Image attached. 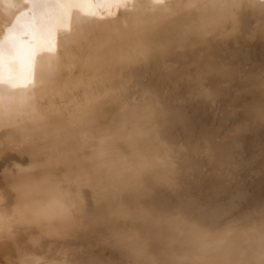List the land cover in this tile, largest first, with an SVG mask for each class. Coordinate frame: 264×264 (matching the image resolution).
Instances as JSON below:
<instances>
[{"label":"bare ground","instance_id":"bare-ground-1","mask_svg":"<svg viewBox=\"0 0 264 264\" xmlns=\"http://www.w3.org/2000/svg\"><path fill=\"white\" fill-rule=\"evenodd\" d=\"M201 4L68 0L53 25L51 49L38 51L24 71L8 55V43L33 5L0 0V124L22 129V137L0 135V189L9 205V180L27 170L32 151L56 158L73 137L97 143L121 110L151 105L159 108L162 139L189 148L180 154L181 190L158 191L156 203L184 200L209 220L264 206V124L252 122L247 108L264 96L245 79L264 76V0H254L253 10L225 6L219 19ZM197 21H203L199 30ZM224 66L231 77L219 74ZM241 124V134L231 135ZM150 132L159 136L158 127ZM196 146L200 155L191 151ZM65 171L61 166L54 174ZM81 192L91 210V190ZM27 242L25 235L0 236V264H18ZM29 254L37 264L121 260L87 231L48 237Z\"/></svg>","mask_w":264,"mask_h":264},{"label":"clouds","instance_id":"clouds-1","mask_svg":"<svg viewBox=\"0 0 264 264\" xmlns=\"http://www.w3.org/2000/svg\"><path fill=\"white\" fill-rule=\"evenodd\" d=\"M253 3L202 0L201 7L209 17L219 19L225 6L253 10ZM202 24L196 22L198 30ZM219 74L231 77L232 69L224 66ZM245 79L264 96V76ZM247 108L252 122L264 124V101ZM156 127L158 137L150 132ZM162 128L158 106H127L106 139L93 144L73 137L56 158L32 151L29 165L23 166L27 170L9 180L8 191L14 194L11 205L0 189V236L28 237L30 247L18 264H37L29 253L46 238L82 231L120 255L121 260L112 264H264V206L209 220L184 200L171 207L155 202L160 190L172 194L181 190L180 154L189 151L183 143L163 140ZM243 130L244 124L238 125L231 135ZM0 135L22 137V129L0 124ZM201 150L191 149L196 155ZM61 166L66 171L55 175ZM85 188L92 192L91 210L81 192Z\"/></svg>","mask_w":264,"mask_h":264},{"label":"snow or ice","instance_id":"snow-or-ice-1","mask_svg":"<svg viewBox=\"0 0 264 264\" xmlns=\"http://www.w3.org/2000/svg\"><path fill=\"white\" fill-rule=\"evenodd\" d=\"M33 9L25 19L23 16L12 29L8 43V55L21 62V67L26 71L38 51L50 50L53 44V25L63 11V5L68 0H30ZM78 2L91 3L92 0H78ZM159 2V0H158ZM3 57L0 55V67ZM23 72L21 73L22 78Z\"/></svg>","mask_w":264,"mask_h":264}]
</instances>
